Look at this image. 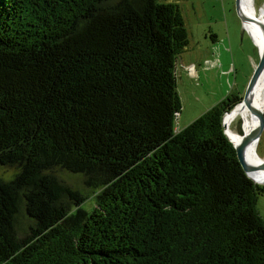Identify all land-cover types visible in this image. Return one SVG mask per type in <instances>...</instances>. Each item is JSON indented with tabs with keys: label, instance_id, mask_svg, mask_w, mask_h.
<instances>
[{
	"label": "trees",
	"instance_id": "trees-1",
	"mask_svg": "<svg viewBox=\"0 0 264 264\" xmlns=\"http://www.w3.org/2000/svg\"><path fill=\"white\" fill-rule=\"evenodd\" d=\"M186 46L167 0H0V264H264L241 96L172 127Z\"/></svg>",
	"mask_w": 264,
	"mask_h": 264
},
{
	"label": "rangeland",
	"instance_id": "rangeland-1",
	"mask_svg": "<svg viewBox=\"0 0 264 264\" xmlns=\"http://www.w3.org/2000/svg\"><path fill=\"white\" fill-rule=\"evenodd\" d=\"M167 1L177 5L187 32V46L179 54L174 68L180 109L172 127L177 130L225 95L241 96L257 62L258 49L241 26L234 0ZM252 6L256 21L263 23L264 0H252ZM263 76L264 71L256 91L262 85ZM229 131L243 134L242 120L234 118ZM254 150L264 161V126ZM62 178L71 185H81L76 175L64 173ZM91 203L89 195L83 207ZM255 207L264 219V192L256 197Z\"/></svg>",
	"mask_w": 264,
	"mask_h": 264
},
{
	"label": "bare ground",
	"instance_id": "bare-ground-1",
	"mask_svg": "<svg viewBox=\"0 0 264 264\" xmlns=\"http://www.w3.org/2000/svg\"><path fill=\"white\" fill-rule=\"evenodd\" d=\"M238 11L243 17V29L248 32L252 41L256 45L258 51L262 47V34L261 25L256 21L252 6V0H238ZM264 69L262 70V72ZM260 73V75L262 74ZM258 76L251 93L248 97V106L242 104L236 105L230 112L226 113L223 117V124L225 125V132L227 138L233 143L237 144L244 136L250 134L257 126V117L251 110L264 112V76L261 87L256 91L257 82L260 77ZM226 116V119L224 120ZM240 118L243 124V134H235L229 131V125L234 118ZM257 140H251L247 143L244 149V160L247 164L255 167L254 170L248 173L249 177L254 181L264 182V170L258 168L259 164L263 162L255 154V145Z\"/></svg>",
	"mask_w": 264,
	"mask_h": 264
},
{
	"label": "water",
	"instance_id": "water-1",
	"mask_svg": "<svg viewBox=\"0 0 264 264\" xmlns=\"http://www.w3.org/2000/svg\"><path fill=\"white\" fill-rule=\"evenodd\" d=\"M234 4H235V9L237 11V14L241 20V26L243 28V17L240 15L239 11H238V0H234ZM261 34H262V47L260 49V51H258V59H257V62L255 64V66L253 67L252 69V72L248 78V81L246 83V86L244 88V91L240 97V101L237 103V104H242L244 106H248V103H247V100H248V97L251 93V90L258 78V76L260 75V73L262 72V70L264 69V21L261 25ZM236 104V105H237ZM235 107V106H234ZM233 107V108H234ZM232 108V109H233ZM232 109H230L229 111H226L223 116H222V119H221V125H222V128H223V133L224 135L227 137V134L225 132V125L223 124V117L226 113L230 112ZM253 113H255L256 117H257V126L256 128L248 135L244 136L237 144H233L228 138V140L231 142L233 148H234V151H235V155H236V158L243 170V172L246 174V176L248 178L249 175L248 173L252 170L255 169L254 166L252 165H249L245 162L244 160V149L247 145L248 142H250L251 140H257V137L259 135V132L262 130L263 126H264V113L263 112H259V111H256V110H251ZM260 169H263L264 170V161L261 162L259 164V167ZM251 179V178H250ZM252 180V179H251ZM254 183L256 184H261V185H264V182L262 181H254L252 180Z\"/></svg>",
	"mask_w": 264,
	"mask_h": 264
},
{
	"label": "crops",
	"instance_id": "crops-1",
	"mask_svg": "<svg viewBox=\"0 0 264 264\" xmlns=\"http://www.w3.org/2000/svg\"><path fill=\"white\" fill-rule=\"evenodd\" d=\"M216 102H217V101H216ZM212 104H213V103H212ZM212 104H211V105H212ZM207 108H208V107H207ZM207 108H206V109H207ZM204 110H205V109H204ZM204 110H203V111H204ZM200 113H201V112H200ZM200 113H199V114H200ZM199 114H198V115H199ZM186 124H187V123H186ZM183 126H184V125H183ZM177 130H178V129H177Z\"/></svg>",
	"mask_w": 264,
	"mask_h": 264
}]
</instances>
